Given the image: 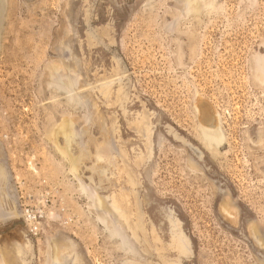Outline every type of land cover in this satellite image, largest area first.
<instances>
[{
	"label": "rangeland",
	"instance_id": "rangeland-1",
	"mask_svg": "<svg viewBox=\"0 0 264 264\" xmlns=\"http://www.w3.org/2000/svg\"><path fill=\"white\" fill-rule=\"evenodd\" d=\"M252 228L264 242V0H0L2 251L264 264Z\"/></svg>",
	"mask_w": 264,
	"mask_h": 264
},
{
	"label": "bare ground",
	"instance_id": "bare-ground-1",
	"mask_svg": "<svg viewBox=\"0 0 264 264\" xmlns=\"http://www.w3.org/2000/svg\"><path fill=\"white\" fill-rule=\"evenodd\" d=\"M201 135L203 136V139H206L207 141L209 140L212 143V137L208 134L206 129L202 132ZM90 191H92V193H94V195H92V196L96 200L97 198H96L95 188H91ZM98 202H100V201H98ZM106 204H108V203L106 202L105 205ZM98 206H97L98 208L97 207L96 208L99 209V212H101V215H102L99 218L105 223L107 231L109 233L111 232L112 235H114L117 238V241H118L119 245H121V247H125V246L130 245L131 252L134 253L135 256L138 255L139 258L142 259V261H145L144 260L145 254L143 253L144 256L142 254H140V252H139L140 249L137 246L139 244H137L136 241H134L133 238H131V236L128 234L125 225L123 224V222H121V219L119 218V216H120L119 213L117 212L118 216L114 212H113L114 215H112V213H111L112 210H110V208H109L110 206L107 208L103 207V206L101 208L100 205H98ZM223 206H224V204H223ZM229 210H230V208H229ZM229 210L224 209L222 211L224 212V214L226 215L227 218L232 220L233 218L230 217L231 213ZM232 213H234V212H232ZM235 216L238 217L237 215H235ZM168 219H170V218H168ZM170 221H171V223H173V220H170ZM173 225H174V223H173ZM251 225L253 226V224H251ZM254 227H256V226H254ZM249 228H251V226ZM174 229L176 231L175 225H174ZM254 229L252 231H250L252 236H254V239H257V242L259 243V245L260 244L264 245L263 240H260L257 238V235H256L257 232H255L256 229L255 230ZM257 229H259V228H257ZM179 239H181V238H179ZM159 240L161 241V238ZM160 241H158V242H160ZM178 247L180 248V251L184 250L188 247V242L185 241L183 238L181 240V243L178 245ZM15 248L16 249H14V251H10L7 253H6V251H4V250L2 251L0 249V264H28L29 263L30 259H29V261H27V258L25 257L26 255H24L23 247L18 245V246H15ZM16 260H18V261H16ZM42 264H83V263L79 257V252L77 251V249L73 243H71V244H65L64 243L63 244L59 241H56L55 244L52 246V249L50 251H48V253L44 259V262H42ZM123 264H134V263H132L131 261H125V263H123ZM172 264H181V263L177 262V263H172Z\"/></svg>",
	"mask_w": 264,
	"mask_h": 264
}]
</instances>
